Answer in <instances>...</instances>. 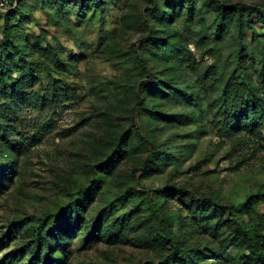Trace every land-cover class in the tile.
I'll return each mask as SVG.
<instances>
[{"label": "rangeland", "instance_id": "374dc122", "mask_svg": "<svg viewBox=\"0 0 264 264\" xmlns=\"http://www.w3.org/2000/svg\"><path fill=\"white\" fill-rule=\"evenodd\" d=\"M66 3L0 16V264H165L162 222L193 264H264L246 235L264 234L246 203L264 194V21L211 0Z\"/></svg>", "mask_w": 264, "mask_h": 264}, {"label": "trees", "instance_id": "16d2710c", "mask_svg": "<svg viewBox=\"0 0 264 264\" xmlns=\"http://www.w3.org/2000/svg\"><path fill=\"white\" fill-rule=\"evenodd\" d=\"M16 1H17V5L14 9L9 10L5 14H0V16H3L5 18H9L8 20H10V18L12 20L13 19L20 20L19 15L17 14V11L19 10V8L21 7L22 3L25 0H16ZM57 1L62 6L70 4V3H66V0H57ZM93 1L98 2L99 0H93ZM211 1L218 8L222 9L225 12H241V13L247 12L250 16L256 15L262 21H264V6L257 7V6L243 5V4H233L232 5V4H225L220 0H211ZM5 53L6 52L2 53L3 66L6 67L8 69V71L10 70L12 76L16 75L18 73V71H16L17 65L14 62H12V64H11V62H10L11 58L8 57V54L5 55ZM17 78L14 80V82L12 81L13 82V83H11L12 85L10 84L11 85L10 86L11 94L15 95V96L21 95L22 98L26 97L27 93L22 91L23 85L21 84V82ZM35 80H37V78H35ZM56 92L60 93V89H59V91L56 90ZM36 93L38 94L39 92H36ZM29 94L31 95V93H29ZM47 96H49V94L46 91L42 95V98H43L42 102L45 101ZM227 99H229V97H227ZM231 113L232 112L230 111L229 118H231ZM137 172H139V171H135L134 177H136ZM2 176L3 175H0V179H3ZM180 190H182V189H178V188L173 186V187H168L167 192H168V194H174ZM192 199H194L195 202H197L200 205H203V204H209L212 206L215 205V201L213 199H210V198L192 196ZM246 203H247V207H248L249 212H252L253 205L259 204V203H264V194L258 193L257 195L251 196L247 200ZM161 226H162L163 232L160 233L159 239L166 245V247L168 248V251H169V255L165 259V264H193L185 256V253H184L182 246H181V242L176 240L175 238H173L170 234H168V232L166 231L164 222H162ZM116 230H117V232H119L120 230H122V227H120L118 229V227L116 225V226H113L111 229V231H116ZM59 233H60V231L56 227H51V228L47 229L46 231L45 230L43 231L42 228H38L34 231V238L36 239V241L38 243H42L43 238H49V236H52V235H54V236L59 235ZM99 235L100 234L97 231H94L92 233V237H94V236L99 237ZM246 235H247V238L249 241V250H250L251 254L264 263V252L260 249V245L258 243V239H262L264 241V234H262V233L256 234V233L248 231L246 233ZM45 264H56L54 262V260L52 259V257L50 256V254L47 257V261L45 262Z\"/></svg>", "mask_w": 264, "mask_h": 264}, {"label": "built area", "instance_id": "2783aa9c", "mask_svg": "<svg viewBox=\"0 0 264 264\" xmlns=\"http://www.w3.org/2000/svg\"><path fill=\"white\" fill-rule=\"evenodd\" d=\"M17 5L16 0H0V11L5 12L14 9Z\"/></svg>", "mask_w": 264, "mask_h": 264}]
</instances>
